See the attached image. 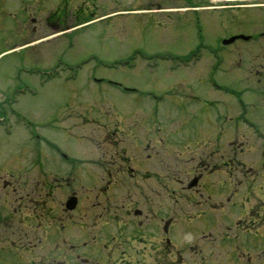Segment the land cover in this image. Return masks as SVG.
Here are the masks:
<instances>
[{
	"label": "flooded vegetation",
	"instance_id": "af4514ba",
	"mask_svg": "<svg viewBox=\"0 0 264 264\" xmlns=\"http://www.w3.org/2000/svg\"><path fill=\"white\" fill-rule=\"evenodd\" d=\"M46 24L55 27L56 19L44 17L33 29ZM257 47L245 51L248 57L264 58V44ZM255 74L264 79V64ZM259 99L264 103V91ZM155 110L123 124L95 113L94 127L67 128L51 111L33 133L35 207L21 209L6 197L0 206L11 249L25 238L48 264H264V186L233 156L227 102L212 101L207 128L186 138L194 116L182 123L179 113ZM249 121L264 134V107ZM26 185L19 198L30 196ZM69 198L72 208L65 205Z\"/></svg>",
	"mask_w": 264,
	"mask_h": 264
},
{
	"label": "rangeland",
	"instance_id": "374dc122",
	"mask_svg": "<svg viewBox=\"0 0 264 264\" xmlns=\"http://www.w3.org/2000/svg\"><path fill=\"white\" fill-rule=\"evenodd\" d=\"M24 1L0 0V95L6 96L16 85L36 87L34 95L19 94L14 104L16 113L31 130L37 122H49V115L45 114L50 111L66 119L62 128L70 125L67 112L78 113L79 124L94 127L95 123L90 121L95 113L128 121L134 114L149 113L152 109L168 110L171 117L179 113L182 119L194 116L190 120L195 125L189 122L187 129L208 126L203 120L202 113L207 110L203 102L225 97L221 96L224 93L209 88L206 79L212 77L219 85H230L239 91L242 86L247 108L253 106L250 91H262L264 79L258 82L249 74L255 73L260 61L249 66L245 51L257 49V44L264 40L237 39L230 50L222 53L227 56V62L216 73H212L211 58L206 51L197 61L185 65L173 58L194 50L199 43L216 47L224 37L257 33L264 25V9L260 7L216 9L202 12L199 17L162 10L177 6L178 0H36L46 11L59 1L70 10L76 9L75 16L68 10L70 18L62 21L58 29L73 25V16L84 18L83 21L90 19L63 33L47 35L51 29L32 31L31 19L26 22L23 14L26 8L32 9L31 2ZM195 1L208 3V0ZM193 21L201 25L199 34ZM154 55L166 57L160 59ZM122 61L129 63L124 65ZM46 69L45 73L41 72ZM49 71L53 74L51 80L40 85V79H48ZM259 107L257 103L256 108ZM251 115L256 117L254 111ZM32 145L28 130L20 124L8 135L4 127L0 128V178L12 185L22 181L31 169L26 160ZM246 148L244 160L248 164L253 161L258 174L254 184L264 186V155L252 146ZM3 199L0 194V205ZM4 223L0 221V264H31L41 248L28 245L23 238L19 249L33 252L10 253L2 242ZM45 243L42 238L41 245Z\"/></svg>",
	"mask_w": 264,
	"mask_h": 264
}]
</instances>
